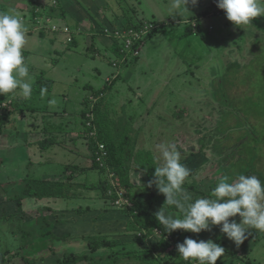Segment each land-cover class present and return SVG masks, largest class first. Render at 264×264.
Instances as JSON below:
<instances>
[{"label":"rangeland","instance_id":"374dc122","mask_svg":"<svg viewBox=\"0 0 264 264\" xmlns=\"http://www.w3.org/2000/svg\"><path fill=\"white\" fill-rule=\"evenodd\" d=\"M78 1L86 8L88 7L91 13L94 12L95 6H93V0ZM132 1L133 0H129V4L132 3ZM164 1L165 0H144L143 5L136 4L139 10V16L144 20H151L154 23L166 22V26H168V22L171 20H168L166 15L170 14L171 11L169 7L164 4ZM35 2L34 0H0V13L8 12L6 11L5 5L7 4L16 6L17 8L15 11L20 12V14H28L26 11H29ZM97 2V7H100V2ZM156 4H158V7H156ZM38 5L39 4H37V6ZM62 5L65 8V4L62 3ZM39 7L41 8V5ZM39 7L35 11L37 16H41L39 14ZM21 8H23V10L24 8L27 9L21 11ZM119 10L121 12L123 11L120 7ZM129 11H133V8L131 7L128 12ZM41 14L45 15V12ZM40 21H42V19H40ZM260 21H264V17L252 18L250 22L257 24ZM171 22H176L175 17ZM192 22L194 26L198 20H189V24L192 25ZM229 22L228 31L225 29L223 30V27L217 24L215 27L213 26V33L217 35L224 34L230 38V41H235L237 38H239L238 41L243 39L244 45L237 48L239 49L237 54L233 52L232 49H229L227 55H225L226 60L224 62V67L223 65L221 67L222 71L219 72V77L216 75L212 77L213 81L218 79L219 83L222 82L220 87L217 82L211 85L212 82L209 78L204 76V74L208 72L202 73L203 75L197 71H194L193 74L192 72H185L189 67L187 64L190 63L193 56L188 55V58L181 56L182 53L180 51L182 50V52H184L182 42H180V44L177 43L173 51L169 53L171 50V45L168 44L170 35L166 33L172 30V27L169 26L165 31L159 32L153 37L146 39V44L142 46L141 53L136 62H129L131 59L126 60L119 68L113 66L114 69L111 67L109 64V55L107 54L106 56L103 51L101 53H96L94 50H91V52L86 51L85 47L89 44V40H87L86 44V41L81 39L83 36L78 39L76 46L71 50L61 51L60 48H58L59 53H54L52 56L50 54L43 57L41 60L40 57L37 59L41 63L40 69L44 70L45 76H49L53 79L54 89L51 92V96L56 101L54 105L56 106V110L61 111L67 109L69 113H74L77 121L80 122L81 115L79 114L82 109H87L88 106L92 107L96 100H100L101 98L104 99L106 102V121L107 124L112 127L114 133L120 137L123 133H128L130 131V135L135 134V136H137L134 147H132V144H126L123 147L126 152H129V150H133L134 152L140 151V153L145 155L148 153L145 151H151L154 155L155 163L161 166L163 161L157 146L162 143H175L178 150L181 152V162L190 169V175L186 179L183 188L191 194L193 200L200 197H211L213 186L217 185L223 176L227 175L229 177L228 173L232 171L235 165L239 166V163H242L243 166L241 167L245 168L241 169L239 173L232 172V176H234V174L237 177L241 174L247 175L246 172L248 169H253V175L256 177L261 175L260 172H264V31L257 33L260 35L259 40L250 44L247 40V35L241 32L239 35L238 32L237 36V31L235 30L237 25L231 23V21ZM40 23L41 27L43 23ZM172 23H170V25ZM251 25L253 24L250 23V25L246 26ZM182 27L183 25H181V27L176 26V31L179 32ZM194 30L196 31V29L193 28V31ZM65 33H67L66 39L71 37L70 33ZM170 34L172 36V33ZM198 48L204 52L203 47L198 46L194 47L193 50L195 51ZM213 50L217 56H222L223 53L219 48H214ZM247 50L251 52V55L246 56ZM252 53L254 56H252ZM51 57H56L54 68L50 65ZM180 57L183 58L185 62L178 61ZM188 59L190 60L186 61ZM125 65H131L130 68L133 73H131L130 76H125L126 70H124L122 76L110 86L109 89L111 90L106 89L104 92H101L99 97H94L93 91L103 89L105 85L107 86L106 82L109 86L110 84L108 81L112 79L111 73H118L119 69H122ZM215 66L218 65L216 64ZM191 69H195V67H191ZM216 71H218V69ZM223 73L225 79L222 81ZM195 74H198V76L202 78L197 79L193 76ZM210 74H212V72H210ZM135 80L145 86H151L150 89H153V92L150 96L148 91L141 93L142 87L138 85V93L142 95L133 97V90L130 89V83H135ZM198 80H200V82H198ZM206 81H210L209 83L207 82V84H209L208 87L202 84V82L204 83ZM85 84L88 85V87H86ZM119 88L122 89L117 93L116 90ZM206 91L213 92V95L211 93H206ZM90 92L91 94L89 95ZM87 95H89L88 98L94 97L92 103L87 101L84 102ZM13 96H15L14 92L0 94V181L7 188L8 194L12 193L10 197H14L13 195L15 192L19 193L24 183L29 179L42 177L43 174H45L44 178H46V174L48 178H55V174H58V179L66 181L61 166L67 163L69 159V157L65 155V157L59 161L58 171L38 172V175H36V165L34 166V164L37 161L34 156L38 158L42 157L44 154L43 148L36 145V147H34L36 148L35 151L32 152L30 150L31 148L24 144L27 141L42 139L47 140V142L51 144L53 143V141H50L52 138L57 137L59 140L61 137L59 138V135L54 132L45 130L41 126L39 119H35L36 116L34 120H29L27 114L29 115L30 112H22L23 108L20 113H11L3 122L1 118L6 116L7 108L10 104L24 98L20 96L17 91L16 96ZM38 96L39 94L35 97L32 94L30 99L25 100L28 103L25 104V106L31 104L30 108L35 109V105H32L33 103H48L49 99L47 96L44 97L43 100H40ZM65 97H71L72 99L70 98V101L67 102L64 100ZM221 103H223V105ZM38 108H40L39 105H37L36 109ZM25 109L27 110L28 108ZM32 116L34 115L32 114ZM60 118L63 120V115L60 116ZM8 119H10V131L5 129L9 121ZM24 122L26 128L23 130L19 127L21 124L23 126ZM28 130L29 132H27ZM61 132L62 137H64L63 139L66 140L64 131ZM252 136L256 138L253 146L256 149L251 150L247 146V151L254 156L250 160L245 158V148L242 144L245 141L248 142V138ZM239 137L240 139L238 140ZM10 141L13 142L10 143ZM248 143L251 142L249 141ZM258 145L262 147L260 156V149L257 148ZM47 152L49 153V151ZM47 158H49V156L44 155L43 160H48ZM245 160L246 163L244 164ZM132 162L138 164L143 163L141 162V158L140 161L132 160ZM73 163L78 166L80 165L75 160H73ZM97 174L96 170L92 171L93 176ZM235 179L236 178L230 179L229 182ZM144 185L145 184H139L138 187L134 188L133 192L137 189H142ZM143 190L145 189L143 188ZM154 192H159L157 187L154 189ZM57 199L45 198L37 200L33 205L28 202L30 199L23 198L20 202L22 208H19L17 201L14 200L2 203V205H0V253L5 250L14 253L18 247V250H20L22 240H26L25 242L27 243V245H25L27 250L23 248V252L24 250L33 251L37 249V246L29 245L31 242H36L35 237H32L36 232L30 231V235L25 236V231H28L30 227L29 222L33 221L30 216L34 215L33 210L37 209V205H50L57 208L59 204H56V202L60 201L66 204H76L74 207H79L81 203L83 204V202L87 201V198L81 199L79 197ZM98 200V205H101L103 202L108 203L103 199ZM156 202L157 203L150 209L152 214H155L156 210H160L161 208V200H156ZM62 208L64 207H60L59 209ZM26 213H31V215L29 216ZM1 217L4 218L2 219ZM231 219L233 218H230V220ZM234 219L239 222L241 218L237 215ZM71 226L72 228L74 227L73 222H71ZM130 229L132 230V228ZM249 231H252V234L242 247L243 250L248 251L246 258L250 260L255 259L260 264H264V232L256 229H250ZM58 233L60 235H69L65 237L63 242L55 246L47 243V248L34 254V264H46V261L52 257L53 252L63 255V252L68 251L66 249L69 248L76 251L78 254H82L83 252L88 253L87 250L81 251L79 247L84 248L87 243L89 245L88 240L90 241L92 236L90 238L85 236L82 237L86 232L83 231L81 232L83 233L82 235H76V232H72L65 227L61 232L58 231ZM117 234V238L121 242L119 250L122 252L129 251L130 254L139 255L144 249L151 248L153 252L166 259L169 250H173L171 246H166L164 243L166 239L167 241L171 239H169V232L167 233L163 226L161 227L160 233L156 232L153 234L154 240L152 242L147 241L146 237V241L143 244L136 245L133 243L137 248L136 250H131L130 245L132 243L125 237L127 234L126 232ZM182 235L184 236L183 240L186 237L196 240L212 239L213 242L217 243L214 236L207 234V231L196 234L184 230ZM220 242L221 240L218 244H220ZM224 244L227 249H234L236 247L235 243L227 239V237L224 239ZM238 247H236V249ZM242 248L241 252L243 251ZM91 252L92 254L88 256V259L92 261L91 264H109L98 259L99 257L104 261L105 257L108 258L110 254L106 248L100 249L98 251L99 253L97 249H92ZM228 252L232 254L230 251ZM97 254L103 256H98ZM29 258H33V256ZM231 258L236 259L234 262H238L237 257L231 255ZM182 259L178 251H175L172 259H170L173 263H168L162 259L159 261V264H176ZM89 260L86 261V263L80 261L77 262V264H88ZM228 260H230V255L224 253L222 257L218 258L216 263L223 262V264H226L229 262ZM189 263L195 264L194 260H191ZM9 264H24L22 255L14 256ZM117 264L141 263L138 259L133 257L125 259L123 262L120 261Z\"/></svg>","mask_w":264,"mask_h":264},{"label":"crops","instance_id":"0c3cea01","mask_svg":"<svg viewBox=\"0 0 264 264\" xmlns=\"http://www.w3.org/2000/svg\"><path fill=\"white\" fill-rule=\"evenodd\" d=\"M34 1L36 2L33 4L32 8L29 11H26L31 16L28 14H22L25 24L28 27L27 44L23 50V56L25 57V63L27 64L29 68V75L32 78L33 96L35 97L37 94H39L38 98H40V100H43L44 97L47 96L49 100H48V103H42V104L33 103L32 105H35V109L30 108L31 104L29 106H25V104H28L27 101H25L26 100L25 98H21L19 99V101L15 103L12 102V104L15 107L20 105V107L23 108L22 112L29 111L31 113V114L29 113V115L27 114L29 120L30 119L34 120V117L36 116L35 119H39L41 126L45 130L54 132L57 135H59V138L61 137V139L59 140L56 138V140L54 141L55 144L50 145L49 147H43L44 154L42 157L38 158L37 156H34L37 161L34 164V166L36 165V168H35L37 171L36 175H38V172L44 173V172L51 171V170L58 171L59 161L63 157H65V152H68V151L70 153L69 155L70 157L67 163L65 164L73 165L74 164L73 160H75L77 161L78 164L82 166H89L91 160H90L89 153H87L88 149L84 147V144H83L84 139H82L83 137L77 139V141H79L77 143L78 145L71 144L70 146L65 147V143H61L64 140L63 139L64 137H62L61 131H64V133L70 134L73 137L75 136L77 137L80 130H82V132L84 131V127L82 124V116L80 117L81 121L78 122L76 119V115L74 113L73 114L69 113L67 109L58 111L55 109L56 106L51 105L49 103L50 100H53V97L51 96L52 95L51 92L54 89L53 79L49 76H45L44 70L40 69L41 63L38 61L37 58L40 57V60H41L43 57H46L50 54L52 56L54 53H59L58 48H60L61 51L71 50L72 48L76 46L78 39L83 36L81 39L85 40L86 44H87V40H89V44L86 45L85 47L86 51L91 52V50H94L96 51V53H101L103 51L106 56L108 54L110 58L109 64L111 65L112 68H114L111 62L114 59H118V58H117V54L114 53L115 39H114V36L112 35V31H113L112 29L115 26L117 27V26H120V24L125 23L126 20L128 19L132 20L134 17L133 11H135L136 13H139V10L137 9V5H143L144 0H133L132 3L130 4H129V0L128 1L127 0H93L94 2L93 6H95V8L93 7L94 12L92 13L88 9V7L86 8L85 6H83L81 3H79L78 0L77 1L55 0L56 4H54L53 0H39V1L34 0ZM97 1L100 2V7H97L98 6ZM58 2H59V7H58ZM212 2L213 0H198V2L195 5H193L189 0V3H187L184 6V4L178 2V0H165L164 4L168 6L169 10L171 11L170 14L166 15L167 19L173 21L175 17V20H176V22L172 23L171 25H170L171 21L168 22V26L172 27L171 32H166L170 35V41H168V44L171 45L170 46L171 50L169 51V53L173 51V48L174 46H176L177 43L180 44V42H182L184 52H182V50L180 51L182 53L181 56H184L186 58H188L187 57L188 55L193 56L191 60L190 59L186 60V61L190 60V63L187 64L189 67L188 69L185 70V72H192V74L194 73V71L195 72L197 71L200 74L204 72H208L207 74H204V76L209 78V80L212 82L211 85L212 84L214 85V82H218V79L213 81L212 77L215 75L219 77V72L222 71L221 70L222 65L224 67V62L226 60L225 55H227L228 50L232 49V51L237 54L239 52V49L237 48H239V46L244 45V40L242 39L238 41L239 38H237L235 41H230V38L225 36L224 34L217 35L213 33L212 29H214L215 25L217 24L218 26L223 27V30L225 29L226 31H228V23L230 22L228 21L226 17V13L223 9H220L219 7H217L216 8L217 11L216 12L214 11L215 6L213 5ZM36 3L39 5L37 6ZM51 3L57 9L53 8V6L51 7L50 6ZM62 3L65 4V8L67 10L63 7ZM5 5H6V11L8 12L15 11L17 8L14 5H7V4ZM40 5H41V8L39 7ZM38 7L40 9L39 14L41 16H37L35 13ZM119 7L123 9L122 12L119 10ZM131 7L133 8V11L128 12V10H130ZM156 7H158V4H156ZM25 9L27 8H24V10L23 8H21V11H25ZM43 12H45V15L41 14ZM263 17L264 16H258L255 18H263ZM191 18H196L197 20H199V22L197 23V29H196L197 32L194 34L193 32H190L189 29L187 28V25L189 23V20H191ZM40 19H42V21H40ZM40 22L43 23L41 27H40L41 25ZM250 23L253 25L241 26V27L237 26L235 30L237 31V36H238V32H239V35H240V32L247 35L248 37L247 40L251 44L259 40L260 35L257 33H261L264 31L263 29L264 21H260L257 24L252 23V22ZM181 25H183L182 29L179 32H177L175 27L176 26L181 27ZM168 26L165 28H169ZM63 27H68L70 30V35H71L70 41L66 40L67 33L62 31ZM210 30L212 31L209 32ZM170 33H172V36ZM196 45L198 47H203L204 52L200 50V48L194 51L193 48L197 47ZM213 46L214 48H219V50L223 53L222 56H217L215 54L213 50L214 49ZM248 53L251 55L250 51ZM55 61H56V57H51L50 65L52 68H54ZM178 61L185 62L183 58L181 57ZM216 64L218 66H215ZM130 67L131 65L129 66L125 65L122 69H119L118 73L117 72L111 73L112 79H109L110 80L108 81L109 84L111 83V85H113L114 81L118 80L122 76L124 70H126L125 76L126 75L130 76V74L133 73ZM191 67L192 68L195 67V69H191ZM217 69L218 71H216ZM210 72H212V74H210ZM116 74H119L118 78H116ZM193 76H195L197 79L202 78V77H199L198 74H195ZM223 76H224V73L222 75V81H223ZM24 79L27 80L28 78H24ZM210 81H206L204 83L202 82V84H205V86L207 85L208 87L209 84H207V82L209 83ZM134 82L135 83H132V84L130 83V89L133 90V97L141 96L142 95L141 93H144V91H148L149 96L153 92V89H150L151 86H145L143 84H140L137 80H135ZM198 82H200V80H198ZM221 83L218 82L219 87ZM86 84L85 86L88 87V85ZM138 85L142 87L140 94L138 93V90H139ZM134 87H135V90H134ZM42 89L46 90L43 95L41 94ZM121 89L122 88L117 89L116 92L119 93ZM16 91L18 92L20 96H22L19 89L13 91L15 93V96H16ZM206 93H211L213 95V92L206 91ZM90 94L91 92L89 93V95ZM89 95H87L84 101L87 100ZM81 97H78V98H81ZM70 98L71 97H65L64 100L68 102L70 101ZM37 105H39L40 108L36 109ZM25 108H28V109L26 110ZM83 110L84 109H82L80 113ZM32 114L34 116H32ZM56 115H59V116H56ZM62 115H63V120H61L60 118V116ZM19 128H22L24 130L26 128L25 122H24V125L22 126L21 124ZM5 129L7 131L11 130L9 128V123H7ZM27 132H29V130ZM81 136H84V134ZM11 142L13 141H10V143ZM69 143H71V141H69L68 144ZM24 145H28L31 148L30 150L33 152L36 149L34 147H36V145L40 146L41 142L40 140L27 141ZM72 150L76 152L74 153ZM47 151H49V153ZM44 155L49 156V158H47L48 160H43ZM65 164L61 166L63 174H64L63 166ZM74 165L77 166V164H74ZM95 170L97 171L98 174L94 176L92 175L93 170H88L86 172H79L80 170H78L76 171L77 173L73 172L71 173L73 177L72 181L76 183L81 182L86 185L90 183H97L99 182V180L106 177L105 172L103 173L97 169ZM67 173H69V171ZM44 176L45 174H43L42 176L43 178L41 176L38 178L46 179V180H57L58 179L57 178L58 174H55V178H50V177L48 178L47 174H46V178H44ZM129 178L135 187H138L139 184H145L144 186H146L147 180H148L147 176L142 171H138L134 169L130 170ZM34 179H37V178H34ZM58 180L63 181L60 179ZM72 193L74 195L73 196L71 195L70 198H73V197H79L81 199L87 198V201L83 202V204L81 203L79 206L83 209V211L81 212L77 211L76 208L78 207H74V205L76 204H66L65 202H60V201L56 202V204L57 203L59 204L57 208L56 207L54 208L53 206L49 205L52 208L54 215L58 214L59 217L63 220L61 222V225L56 226L55 231L61 232L64 227L68 230H71L72 232L73 231L76 232V235L78 234L82 235L83 233L81 232L84 231L86 232V234L82 235V237L85 236V237L90 238L92 236L94 238H97V236H102L105 238H112L115 242L117 241L119 243L118 244L119 246L121 242H119L117 238L118 236L117 233L126 232L127 234L125 237H127L129 239V242L132 243L130 245L131 249L135 247L134 244L136 245L139 244L137 242H134L133 239L131 240L132 236L129 233H133V231L128 228V222L130 221V217H128L124 212L121 211V209H118V208H117L118 210L113 209V210L107 211L106 209L113 208L110 205H108V203L103 202L101 203V205H98L99 203L98 199H103V197H100L99 190L88 189L86 187L83 188L82 186H80L79 188H76V187L73 188ZM13 196H15V194ZM48 199H52V198H48ZM156 203L157 202L155 201L154 204ZM0 205H2L1 202H0ZM60 207H64V208L59 209ZM1 218L3 219L4 217H1ZM71 222L74 223L73 228L71 226ZM211 232L215 234H219L220 227L213 226L210 232L207 231V234H211ZM225 238H226V234L222 235V240L220 242V245L225 248L226 251L224 253L227 255H230V260L228 261H236V259L231 258V255L232 256L234 255L229 254L228 251L230 252L234 251V249H236L237 246L234 249L233 248L227 249V247L224 244ZM153 240H154V236L148 234L147 241L152 242ZM124 241H127V240H124ZM79 249L81 251L87 250L88 253L83 252V254H86V255L88 254L87 256L90 255L88 243L85 245L84 248L79 247ZM66 250L68 251L66 252L64 251L63 252L64 254L69 253L70 251H73V250H70V248ZM73 252L77 253L76 251H73ZM247 253L248 251L243 250L241 252L240 250L236 254H239L240 257H243V256L247 257ZM59 256L62 257V255H59ZM239 256L237 255L235 257H237L238 259ZM53 259L54 257H51L49 260L46 261V264L47 262L52 261ZM88 260L89 259L86 258L81 261L86 263V261ZM253 261L256 262V264H260L255 259ZM91 263L92 262L89 260L88 264H91Z\"/></svg>","mask_w":264,"mask_h":264},{"label":"trees","instance_id":"16d2710c","mask_svg":"<svg viewBox=\"0 0 264 264\" xmlns=\"http://www.w3.org/2000/svg\"><path fill=\"white\" fill-rule=\"evenodd\" d=\"M59 7V2H58ZM219 9V8H218ZM214 11L216 12V7L214 8ZM134 12V17L132 20H126L125 23L120 24V26L113 27L112 35L114 36L115 42H114V53L117 54V58H124V54H120V41L117 39V36L115 35L116 31L121 32L128 30L129 28H132L135 31H144L142 40L143 43L146 44V39L153 37L155 34L165 31L167 27L166 22L160 23H154L151 20H144L139 16V13ZM191 20H197L196 18H191ZM199 22V20H198ZM197 22V23H198ZM172 23V22H170ZM197 23L193 26L188 23L187 28L190 32L196 33L197 30L193 31L194 29H197ZM143 44V45H144ZM142 49V47H141ZM249 50L246 51V56L250 55ZM251 53V52H250ZM252 56L254 54L252 53ZM129 62H135L138 60V57H130L125 56L124 63L126 60H130ZM116 60V59H114ZM113 63V61L111 62ZM121 65H118L117 68H119ZM119 77V74L116 75V78ZM225 79V75L223 76V80ZM218 83V82H217ZM107 86L105 85L103 89L95 90L93 91L94 97H99L101 92H104L106 89L110 88V85L108 86V83L106 82ZM112 86V85H111ZM227 89V88H226ZM110 90V89H109ZM93 97V98H94ZM93 98H87V102L92 103ZM219 99V98H218ZM85 102V101H84ZM105 100L100 99L96 100L94 105L92 107L88 106L87 109H84L80 115L82 116V124L84 127V131L80 130L78 133V136L73 137L70 134L64 133L66 140H63L61 143H65V147L70 146L71 144L78 145L77 139L83 137V144L84 147H86L87 153H89L90 156V165L89 166H75L65 164L63 166L64 170V178L66 181H59L57 180H46V179H29L26 183H24V186L20 190L19 193L15 192L14 197H10L11 193L8 194L7 188L4 186V184L0 181V202L4 203L7 201H17V205L19 208H22L21 199L28 198L30 199L28 202L33 204L36 203L37 200H41L44 198H70L73 188H79L82 186L83 188L86 187L88 189H97L100 191V197H103L104 200L108 202V205L113 207L112 209H106L113 210L117 209L118 207L114 205V201L117 197V191L122 190L124 192V197L128 198V200L131 201V206L124 208L121 210L124 212L128 217H130V221L128 222V228H132L133 233L131 234V240L133 239L134 242H137L139 244H143L146 241L147 235H153L155 232V229L161 230L162 225L158 222L156 219V213L152 214L150 209L153 207L152 205L155 203L156 200H161V208L163 207L169 214H173L175 216H179L180 213L171 206H168L166 203V197L164 194L160 192H154V189L157 187L155 184V167H158V165L155 163L154 155L151 153V151H145L148 152L147 154L143 155L139 152H134L133 150L129 152H126V150L123 149V147L126 144H132V147L135 145L136 137L135 134L130 135V131L127 133H123L122 136H117V134L114 133L112 130V127L107 124V117H106V108H105ZM223 105V103H221ZM22 108L20 105L15 107L12 103L7 108V114L5 117H2V121L4 122L5 118L9 117L11 113L14 112H21ZM8 123L10 122V119H8ZM84 136H81L83 135ZM135 136V137H134ZM238 137V136H237ZM57 137L52 138L50 141H53V143L49 144L47 140H40L41 142V148L43 147H49L50 145L55 144V140ZM71 139V140H70ZM237 139V138H236ZM240 137L238 138V140ZM255 137H250L248 140L251 143L243 142V146L245 148V158L252 159L254 156L251 155L247 151V146L249 149L253 150L255 144ZM67 141V142H66ZM71 141V143L68 144V142ZM132 141V142H131ZM67 144V145H66ZM103 144L105 148V154L102 156L100 155L99 145ZM64 146V145H63ZM257 148L260 149L259 156L261 155V145H258ZM244 150V149H243ZM73 151V150H72ZM74 153L76 151H73ZM85 152V150H84ZM126 153V155H125ZM65 155L70 157V153L65 152ZM135 155V157H134ZM73 157V156H72ZM143 162L142 164L133 163L134 161H140ZM73 160V158H72ZM237 162V161H236ZM246 163V160L244 164ZM242 163H239L238 165H235L232 168V171L228 173L230 179L237 178V176L234 174V176L231 175L232 172L239 173V171L245 167ZM99 170L100 172H105L106 177L99 180L97 183H90V184H83L81 182L76 183L73 182L72 174L73 172L77 173L76 171L80 170L79 172H86L88 170ZM131 169L142 171L147 176V184L146 186H143L145 190L137 189L133 192L135 186L130 181L129 178V172ZM69 171V173H67ZM260 172V171H259ZM261 175H259V179L264 182V172H260ZM247 175H253V169H248L246 172ZM150 181L152 182L150 184ZM216 185L213 186V188ZM10 189V188H9ZM33 200V201H32ZM34 205V204H33ZM36 210L34 211V215L30 216L31 213H26L33 219L32 222H29V230L25 231V236L30 235V231H35L36 234L32 237H35L36 242H31L29 245L31 246H37V249H34L33 251L27 250L26 246L27 243L26 240H22V246H20V250L18 248L14 253L5 250L4 252L0 253V264H9L12 260V258L16 255H22V260L24 261V264H34L35 258L34 254L38 251H41L45 248H47V243H50L52 246L57 245L60 242H63L65 240V237H67L69 234H63L60 235L56 230V226L61 225V222L63 221L58 214L54 215L53 210L48 205H37ZM160 208V209H161ZM77 211H83L81 207L76 208ZM104 210V211H106ZM118 210V209H117ZM25 212L24 210H22ZM156 210V212H158ZM239 216V214H237ZM131 230V229H130ZM142 232V235L136 234V232ZM184 230H174L172 232H169L170 241H167L165 245L171 246L173 250H169V254L166 257V259L163 256H159L155 252L152 251V249H144V251L141 254H130L129 251L122 252L119 250V243L114 241L112 238H105L102 236H97V238L92 237L89 241V252L92 254V249H97V252L100 249L106 248V250L109 252L110 255H108V258L105 257V260L103 261L101 258L98 257V259L102 262H107L109 264H117L118 262H122L124 259H130V258H136L139 260L141 264H159V261L162 259L168 263H173V261H170L172 259L173 255L175 254V251H177V243H182L184 240L183 234ZM168 233V232H167ZM252 234V231H249V234L247 235V239H249L250 235ZM211 235L214 236L215 241L218 243L220 240H222V235H224L221 231L219 234H215L211 232ZM247 239L243 241V243L240 244V246L237 249H234L231 253L234 256H239V254H236L241 250L243 245L247 242ZM132 241V242H133ZM120 242V241H119ZM36 243V244H34ZM117 245V246H116ZM30 246V247H31ZM23 248L24 250L23 252ZM137 248H133L131 250H136ZM71 250V248H70ZM69 250V251H70ZM26 251V253H25ZM226 251V250H225ZM22 252V253H21ZM99 253V252H98ZM103 254V253H100ZM97 254L98 256H103ZM136 255V256H134ZM30 256H33V258H29ZM52 257L54 259L52 261L47 262V264H76L77 262H80L83 259H88V256L86 254H77L73 251H70L69 253H65L62 257L59 256L58 253L53 252ZM176 261V260H174ZM191 261V260H190ZM190 261H185L182 259L181 261L177 262L178 264H190ZM92 262V261H91ZM176 263V264H177ZM216 264H223V262H218ZM225 264V263H224ZM226 264H256L253 260H250L246 257H238V262L229 261Z\"/></svg>","mask_w":264,"mask_h":264},{"label":"clouds","instance_id":"9594fccd","mask_svg":"<svg viewBox=\"0 0 264 264\" xmlns=\"http://www.w3.org/2000/svg\"><path fill=\"white\" fill-rule=\"evenodd\" d=\"M178 2L185 6L189 0ZM190 2L195 5L198 0ZM217 6L237 26L250 25L252 18L264 16V0H217ZM27 32L22 14L16 11L0 13V94L19 89L25 99L31 98L32 78L23 56ZM45 91L42 89L41 94ZM49 103L55 105L56 101L53 99ZM157 147L163 162L155 167L154 182L158 191L165 195L167 205L180 213L177 217L163 207L156 212V219L166 232L185 230L199 234L219 226L220 231L237 247L247 239L250 229L264 232V182L258 177L241 174L229 182L230 178L225 175L212 189L211 197L193 200L183 188L190 169L181 162L177 145L162 143ZM237 214L241 218L239 222L234 219ZM176 247L185 261L194 260L197 264H216L225 252V248L212 239L186 237Z\"/></svg>","mask_w":264,"mask_h":264},{"label":"built area","instance_id":"2783aa9c","mask_svg":"<svg viewBox=\"0 0 264 264\" xmlns=\"http://www.w3.org/2000/svg\"><path fill=\"white\" fill-rule=\"evenodd\" d=\"M54 4H56L55 0H53ZM213 4L217 6V0H213ZM62 31L64 32H68L70 33V30L68 27H63ZM144 31H135L132 28H129L126 31H116L115 35L117 36V39H119L120 41V51L119 53L124 54V58L120 59H116L113 60V66L114 67H118V65H121L122 63H124V59L125 56H130V57H139L140 53H141V47L143 46V40H142V36H143ZM68 40H71V37H68ZM99 150H100V155H104L105 154V148L103 144L99 145ZM114 205L117 206L118 208H126L131 206V201L128 200V198L124 197V192L122 190H118L117 191V197L114 201ZM155 232L160 233V230L155 229ZM138 235H142V232H137ZM195 264H197L196 261H194Z\"/></svg>","mask_w":264,"mask_h":264},{"label":"water","instance_id":"95a60500","mask_svg":"<svg viewBox=\"0 0 264 264\" xmlns=\"http://www.w3.org/2000/svg\"><path fill=\"white\" fill-rule=\"evenodd\" d=\"M51 6H53V4L51 3ZM53 8H54V6H53Z\"/></svg>","mask_w":264,"mask_h":264}]
</instances>
